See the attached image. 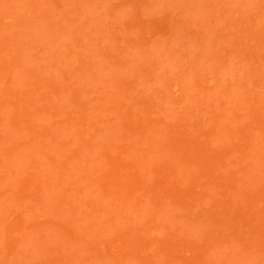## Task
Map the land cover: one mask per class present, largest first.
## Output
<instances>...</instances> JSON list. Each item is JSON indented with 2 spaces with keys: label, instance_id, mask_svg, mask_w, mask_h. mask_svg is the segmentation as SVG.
Instances as JSON below:
<instances>
[{
  "label": "rangeland",
  "instance_id": "obj_1",
  "mask_svg": "<svg viewBox=\"0 0 264 264\" xmlns=\"http://www.w3.org/2000/svg\"><path fill=\"white\" fill-rule=\"evenodd\" d=\"M0 264H264V0H0Z\"/></svg>",
  "mask_w": 264,
  "mask_h": 264
}]
</instances>
